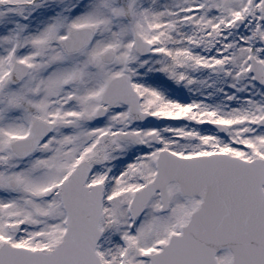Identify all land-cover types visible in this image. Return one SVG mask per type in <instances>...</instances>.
Masks as SVG:
<instances>
[{
	"label": "snow or ice",
	"instance_id": "1",
	"mask_svg": "<svg viewBox=\"0 0 264 264\" xmlns=\"http://www.w3.org/2000/svg\"><path fill=\"white\" fill-rule=\"evenodd\" d=\"M0 264H264V0H0Z\"/></svg>",
	"mask_w": 264,
	"mask_h": 264
}]
</instances>
